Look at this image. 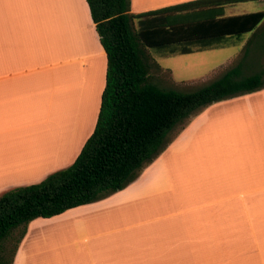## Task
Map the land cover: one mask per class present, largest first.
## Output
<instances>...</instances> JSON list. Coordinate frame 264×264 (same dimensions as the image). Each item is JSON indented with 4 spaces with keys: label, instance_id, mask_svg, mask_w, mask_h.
<instances>
[{
    "label": "crops",
    "instance_id": "0c3cea01",
    "mask_svg": "<svg viewBox=\"0 0 264 264\" xmlns=\"http://www.w3.org/2000/svg\"><path fill=\"white\" fill-rule=\"evenodd\" d=\"M188 1L130 0V11ZM238 4L225 14L259 11ZM248 33L230 44L256 50L264 20ZM106 66L86 0H0V196L73 163ZM64 216L71 225L46 223ZM11 264H264V87L191 115L123 189L31 220Z\"/></svg>",
    "mask_w": 264,
    "mask_h": 264
},
{
    "label": "trees",
    "instance_id": "16d2710c",
    "mask_svg": "<svg viewBox=\"0 0 264 264\" xmlns=\"http://www.w3.org/2000/svg\"><path fill=\"white\" fill-rule=\"evenodd\" d=\"M250 1L264 0H193L136 14L130 11V0H86L107 60L95 127L71 165L0 196V264L12 262L29 221L123 189L191 115L264 87L258 55L264 38L255 44L256 50L248 39L230 63L193 88L166 89L151 79L152 70L163 68L150 49L163 56L187 54L255 34L264 10L235 15L224 11L226 5ZM18 228L13 247H2L1 241L13 239Z\"/></svg>",
    "mask_w": 264,
    "mask_h": 264
},
{
    "label": "rangeland",
    "instance_id": "374dc122",
    "mask_svg": "<svg viewBox=\"0 0 264 264\" xmlns=\"http://www.w3.org/2000/svg\"><path fill=\"white\" fill-rule=\"evenodd\" d=\"M263 9H264V1H250L247 3L238 4L235 7L234 11H242V10L254 11V10H263ZM248 37H249V33H246L242 35L241 39H246ZM233 40L235 39L227 38L225 41H226V44H229V45L228 46L225 45L221 48L204 50V51L188 53V54H178V55H172V56H162L156 53L155 51H153L152 49H150L151 55L155 58L158 64L163 68L162 71L152 70L151 79L157 85H159L162 88H166V89L168 88H177V89L193 88L197 84L202 83L206 81L207 79H210L211 76L214 74V72H216V70L218 71L219 69H221V67L228 64L239 53L242 44L241 43L240 44L239 43L230 44ZM259 62H260V65L264 67V50L259 53ZM177 133H178L177 131L171 133L172 135H171V140L169 144H171L172 141L176 138ZM178 141H180L179 143L182 144V138H180ZM182 171H183L182 167L177 168L175 170L176 176H179L180 173H182ZM166 192L168 191L165 190L164 192H160V193H166ZM62 219L63 220L61 222L52 220L46 223L48 225H57V224L58 225L59 224L71 225L72 220H73L72 217L70 216L69 217L64 216L62 217ZM38 223L40 224V222ZM20 230L21 228L14 230L13 239L11 237V240L9 239L2 240L1 246L3 247V246L8 245L9 248H12L14 243H12L11 241H13L14 239L18 237ZM26 230H27V225L25 226V232ZM40 236L34 234L31 238H34V237L38 238ZM41 238H43V236ZM4 255L5 257H7L6 252L4 253ZM14 255H13V258H14Z\"/></svg>",
    "mask_w": 264,
    "mask_h": 264
}]
</instances>
